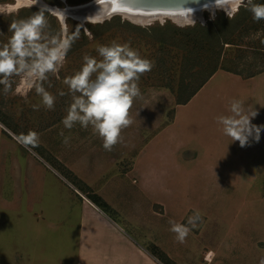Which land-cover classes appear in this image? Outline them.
Here are the masks:
<instances>
[{
	"label": "rangeland",
	"instance_id": "obj_1",
	"mask_svg": "<svg viewBox=\"0 0 264 264\" xmlns=\"http://www.w3.org/2000/svg\"><path fill=\"white\" fill-rule=\"evenodd\" d=\"M91 1L93 0H77V2L40 0L41 4L48 7L46 17L52 32L77 36L58 73L59 79L56 75L50 74L49 80L44 83L45 89L56 98L53 110H47L42 105L41 96L35 92L34 88L29 89L21 77L13 78V90L8 94L3 93V85H0V119L23 143L30 131L37 133L38 142L28 145L64 173L65 168L54 161V155L66 154L63 144H60L62 137L59 133L63 131L65 136L69 135L68 130L62 129L61 121L67 114L71 96H60L59 92L67 93L68 89L63 84V79L81 68L85 55L100 59L96 51L98 45H107L112 41L121 44L128 43L143 58L154 62L152 70L143 74L138 82L142 99H137L130 110V112H152V119L157 122L141 133L142 141L152 139L151 137L155 134L150 133L152 129L162 124L167 117H173L175 112H219V115H227L229 101L232 99H242L246 107L255 108L257 94L251 93L247 84L244 87L238 86L235 79L224 73H220L209 83L208 89L190 105H178L176 95L189 94L194 89L193 87L199 84L202 77L212 68L211 59H214L217 53L221 54L224 60L228 59L230 66H237L243 76L236 75L243 78L248 77L252 72L264 70V44L261 43V40H264V20L255 22L252 15H249L250 18L246 17L250 12L239 14L243 7L236 11L235 6L229 8L226 5L214 6L213 9L203 8L200 11L201 15H194L191 22L185 23L167 15L162 18L153 17L148 22L142 23L133 20L120 10L114 11L103 22L82 21L78 17L67 14L62 17L61 13L56 11V9L64 10L67 7L85 6ZM256 2L264 3V0H256ZM11 3L13 0H0V6ZM82 9L85 15L93 16L96 14L95 10L99 8L91 5L87 8L82 7ZM5 11L8 10L5 9ZM36 11H38V6L21 9L18 15L15 13L0 14V45L6 43L11 36L8 29L13 19L27 18ZM198 24L200 27L194 28ZM220 26H223L222 28L227 33H231L239 26L238 31H234L231 38L235 44L230 46L225 44L220 49L213 31ZM188 27L191 29H187ZM258 32L259 37L254 39L253 36ZM214 89H218L216 94L213 93ZM209 90L211 91L208 93ZM33 105H39V108L34 109ZM162 112H165L164 115ZM195 122L190 128L182 123V129L188 130L189 128L191 132L188 136L190 144L221 141L218 134L222 128L217 122L215 123L214 117L205 118L204 121L199 122L200 124L198 122L195 124ZM151 142L155 145H150L152 148L148 147L147 157L141 158V164L144 169H147L146 166H149L150 162H157L161 170L147 177L148 189L151 193L156 190L158 195L161 193L166 195L165 198L173 206L172 209H175L172 210L175 214L178 213L176 209L189 205L197 209L199 214L190 211L187 219L184 220L185 223L191 214L203 218L198 226L197 223L200 220L193 219L197 228H201L199 236L186 239L185 251L180 250L178 253L175 250V253L177 252L175 255L180 256L179 261L183 264H259V260L264 257V165L261 164L263 158L257 155L250 156L247 160L254 163L238 165L237 170L235 169L237 165L233 164L215 165L220 176L215 173L208 174L211 172L210 164L201 166L200 171L203 174L200 172L198 174V168H195L193 175L190 176L184 173L182 165L175 166L169 175L173 176V186L178 190L174 191L170 186L167 195L164 190L162 191V188L166 187L163 178L169 168L165 167L163 157L166 140L163 137L159 138L158 142L155 140ZM57 146L58 148L55 149ZM203 148L206 154L212 153L210 149L214 152L218 149L209 145ZM17 149L18 155L25 158L26 150L20 146ZM190 155L191 149L186 148L181 152L183 157ZM211 186L218 188L215 195L208 194L209 191L206 190ZM155 209L160 210L156 205ZM119 221L126 226L125 222ZM150 222L156 227L153 230L147 226L148 231L158 237L161 246L167 247L165 243L167 240L176 242L175 234L171 231L166 232L167 221L150 218ZM129 231L132 232L131 229ZM151 248L155 249L153 246ZM209 248H214V253ZM158 255L164 258L161 253ZM194 255L198 259H194Z\"/></svg>",
	"mask_w": 264,
	"mask_h": 264
},
{
	"label": "crops",
	"instance_id": "obj_2",
	"mask_svg": "<svg viewBox=\"0 0 264 264\" xmlns=\"http://www.w3.org/2000/svg\"><path fill=\"white\" fill-rule=\"evenodd\" d=\"M220 73L235 79L240 87L247 84L250 92L257 94V115L252 124L264 126V71L246 78L217 71L186 104H192ZM130 115L133 124L123 130V142L117 143L111 151L104 150L101 139L91 128L83 129L79 124L71 130L63 127L70 137L68 145L60 143L66 154L53 155L54 161L63 165L65 173L23 143L0 119V264H163L151 246L176 264H183L175 254L185 251V242L166 239L168 246L163 247L147 226L155 230L156 226L149 223L150 218L165 220L168 232L169 220L187 224L184 220L190 211L199 213L189 205L176 209L175 214L166 195H158L156 190L151 193L148 189V178L161 170L157 162H150L147 169L141 164V158L147 157L148 147L155 145L151 141L158 142L163 137L166 140L163 157L165 167L169 168L163 178L166 187L162 191L167 195L170 186L178 190L173 186V176L169 175L175 166L182 165L184 173L190 176L195 168L198 174H203L201 166L210 164L208 174L220 176L215 165L233 164L237 165V170L238 165L254 163L247 160L250 156L263 158L261 164L264 165V128L259 141L250 138L243 147L239 141L232 142L222 130L218 134L221 141L190 144L189 128L195 120L196 124L214 117L216 123V117L221 114L175 112L173 117L160 123L159 128L152 129L150 133H155L152 139L142 141L141 133L157 122L153 121L152 112H130ZM182 123L187 124L188 130L182 129ZM61 139L63 141V137ZM15 141L26 150L25 158L18 155ZM207 145L218 149L216 152L210 149L212 153L206 154L203 147ZM186 148L191 149L189 157L181 156ZM206 190L215 195L218 188L211 186ZM90 194L100 196L108 207L97 205ZM155 205L160 210H156ZM189 217L200 220L197 226L202 223L201 216L191 214ZM197 226L192 228L187 240L199 236L201 228ZM209 249L214 253V248ZM193 258L198 259L195 255Z\"/></svg>",
	"mask_w": 264,
	"mask_h": 264
},
{
	"label": "clouds",
	"instance_id": "obj_3",
	"mask_svg": "<svg viewBox=\"0 0 264 264\" xmlns=\"http://www.w3.org/2000/svg\"><path fill=\"white\" fill-rule=\"evenodd\" d=\"M34 6H38V11L27 18L13 19L9 24L11 36L0 45V85H3V93L8 94L13 90V78L21 77L29 89L34 88L41 96L42 105L47 110H53L56 98L45 89L44 83L49 80L50 74L59 79L58 73L77 36L52 32L46 17L48 7L40 0H13L11 4L0 6V14L18 15L21 9ZM241 7L251 13L255 22L264 20V3L235 0L236 11ZM91 17L93 22H103L100 11ZM259 35L258 32L253 38ZM261 43L264 44V40ZM96 51L100 59L85 55L81 68L63 79L68 91H60L59 95H70L71 103L61 123L69 130L77 124L83 129L91 128L93 134L101 139L104 150L111 151L117 143L123 142V130L133 124L130 110L137 99H142L138 82L143 74L152 70L154 62L143 58L128 43L112 41L107 45H98ZM33 108L38 109L39 105H33ZM256 115L253 106L245 107L242 100L232 99L228 114L217 116L216 122L224 135L232 142L239 141L243 147L250 138L259 141L264 126L252 124ZM59 135L63 137L62 142L68 145L70 137L65 136L63 131ZM38 139V134L30 131L24 143L34 145ZM169 224V230L181 244L196 226L191 217L187 224L174 220H169ZM259 264H264V257Z\"/></svg>",
	"mask_w": 264,
	"mask_h": 264
},
{
	"label": "water",
	"instance_id": "obj_4",
	"mask_svg": "<svg viewBox=\"0 0 264 264\" xmlns=\"http://www.w3.org/2000/svg\"><path fill=\"white\" fill-rule=\"evenodd\" d=\"M115 5L111 6L109 10L102 12L103 20L110 16L114 11L113 9H117L120 11L126 12H138L144 13L145 15H152L155 17L159 16H167L169 15H184L182 20H179L181 23L191 22L190 18L191 13L201 11L203 8L213 9V6H224V4H228L230 1L234 0H112ZM110 2V0H93L89 4L85 6L79 7H67L63 11L66 15L76 14L81 18H85L84 21L91 20V16L85 15L83 13L82 7H90L91 5H95L99 8V6L103 3ZM95 10V9H94ZM99 12L98 9L95 10L97 14ZM101 13V12H100ZM95 15V14H94ZM79 17V18H80Z\"/></svg>",
	"mask_w": 264,
	"mask_h": 264
},
{
	"label": "trees",
	"instance_id": "obj_5",
	"mask_svg": "<svg viewBox=\"0 0 264 264\" xmlns=\"http://www.w3.org/2000/svg\"><path fill=\"white\" fill-rule=\"evenodd\" d=\"M71 2H77V0H70ZM246 9L242 8L241 10V13L239 14H244V12L246 13ZM238 14V15H239ZM249 15H251V13H248L246 15L247 18H250ZM224 22V21H223ZM107 23V22H105ZM104 23V25H105ZM103 25V26H104ZM200 27V24L198 25H195L194 28H198ZM223 26H220L218 29H214V33L216 35V39H217V42H218V45L220 47V49H222L225 44H228L229 46L230 45H233L235 44V42H232L231 41V38L233 36V33L234 31H238V28L239 26H237V28H235L231 33H227L225 31L224 28H222ZM187 29H191V27H188ZM219 32V34L217 33ZM221 54H218L214 56V59H211L212 61V68H210V70L202 77L201 81L199 82V84H197L195 87H193L194 89L190 91L189 94H186V95H176V103L177 104H186L188 103L191 98L204 86V84L218 71V70H226V71H229V72H233L235 74H239V75H242L243 76V73L237 69V66H230V64L228 63V59H225L224 58H221L220 56ZM232 61H233V58H231ZM210 64V63H209ZM262 71L264 70H260V71H257V72H252L248 75V77H252V76H255L259 73H261ZM169 89L171 90V88L169 87ZM40 148V147H39ZM59 163V162H58ZM60 164V163H59ZM89 197L97 204L99 205L100 207L106 209L108 207L107 203H105V201L98 195L96 194H90ZM155 249H153L155 255H158V253H161L157 247H154ZM164 258L160 257L158 255V258L161 260V262L163 264H176L175 262L171 261L165 254L161 253Z\"/></svg>",
	"mask_w": 264,
	"mask_h": 264
},
{
	"label": "bare ground",
	"instance_id": "obj_6",
	"mask_svg": "<svg viewBox=\"0 0 264 264\" xmlns=\"http://www.w3.org/2000/svg\"><path fill=\"white\" fill-rule=\"evenodd\" d=\"M113 5H115V3L112 1V0H110V2H107V3H103V4H101L100 6H99V11L101 12L100 14H102V12H104V11H106V10H109V8L111 7V6H113ZM224 5H226V6H228L229 8H232V6H235V0L234 1H230V2H228V4H224ZM217 6V5H216ZM214 7V6H213ZM212 7V8H213ZM56 11L58 12V13H61V16L63 17L65 14V12L63 11V10H57L56 9ZM123 14H125V15H127V16H129L130 18H132L133 20H135V21H139V22H142V23H144V22H148L150 19H152L153 17H155V16H152V15H145L144 13H138V12H126V10L125 11H121ZM200 11H198V12H194V13H191V15H190V18L192 19L193 17H194V15H201V12L199 13ZM66 14H68L67 12H66ZM60 15V14H59ZM167 15V14H166ZM165 15V16H166ZM71 16H75V17H80V16H78V15H76V14H71ZM169 16H171V17H173L174 19H176L177 21H179V20H182V18L184 17V15L182 16V15H169ZM163 17V15L162 16H159V18H162ZM80 20H82V21H84V19L85 18H79ZM91 19L93 20V18L91 17Z\"/></svg>",
	"mask_w": 264,
	"mask_h": 264
},
{
	"label": "snow or ice",
	"instance_id": "obj_7",
	"mask_svg": "<svg viewBox=\"0 0 264 264\" xmlns=\"http://www.w3.org/2000/svg\"><path fill=\"white\" fill-rule=\"evenodd\" d=\"M117 9H113V11H116Z\"/></svg>",
	"mask_w": 264,
	"mask_h": 264
}]
</instances>
